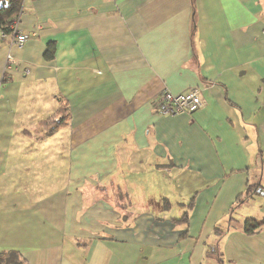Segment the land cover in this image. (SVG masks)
<instances>
[{"label":"crops","instance_id":"0c3cea01","mask_svg":"<svg viewBox=\"0 0 264 264\" xmlns=\"http://www.w3.org/2000/svg\"><path fill=\"white\" fill-rule=\"evenodd\" d=\"M16 28L21 49L0 30V255L264 264V227L242 232L264 220V0H23ZM189 90L195 113L155 111Z\"/></svg>","mask_w":264,"mask_h":264},{"label":"trees","instance_id":"16d2710c","mask_svg":"<svg viewBox=\"0 0 264 264\" xmlns=\"http://www.w3.org/2000/svg\"><path fill=\"white\" fill-rule=\"evenodd\" d=\"M23 0H0V30L2 32L9 31V24L11 21L20 14L22 8ZM48 55L51 58V53L48 51ZM68 120V113L65 106H61L57 109L49 118L44 121L39 122L38 126L43 130L46 135H50L62 126L66 124ZM250 193H245L242 197L237 199L240 203L244 201ZM190 207V206H188ZM180 222H185L188 224L187 214L177 220ZM264 227V220L256 221L253 219H247L243 222L242 232L246 235H253L259 232ZM220 232V231H218ZM18 255L16 253H8L6 255H0V264H23L19 261Z\"/></svg>","mask_w":264,"mask_h":264},{"label":"built area","instance_id":"2783aa9c","mask_svg":"<svg viewBox=\"0 0 264 264\" xmlns=\"http://www.w3.org/2000/svg\"><path fill=\"white\" fill-rule=\"evenodd\" d=\"M19 15L9 24V34L2 32L1 38H9L11 48L21 49L26 41L25 34L17 31ZM6 65H15V60L10 54L6 56ZM203 106L198 90H189L177 95L164 92L159 101L155 103V111L162 116L174 117L181 114H193Z\"/></svg>","mask_w":264,"mask_h":264},{"label":"rangeland","instance_id":"374dc122","mask_svg":"<svg viewBox=\"0 0 264 264\" xmlns=\"http://www.w3.org/2000/svg\"><path fill=\"white\" fill-rule=\"evenodd\" d=\"M187 204H188V200H185L184 201V207L186 206V209H187V206H188ZM213 259H216V258H213Z\"/></svg>","mask_w":264,"mask_h":264}]
</instances>
